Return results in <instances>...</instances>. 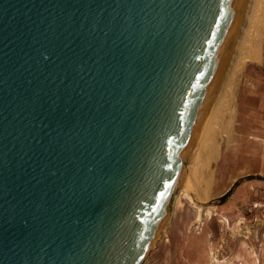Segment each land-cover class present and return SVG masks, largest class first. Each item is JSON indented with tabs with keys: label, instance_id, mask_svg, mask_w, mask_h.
<instances>
[{
	"label": "water",
	"instance_id": "water-1",
	"mask_svg": "<svg viewBox=\"0 0 264 264\" xmlns=\"http://www.w3.org/2000/svg\"><path fill=\"white\" fill-rule=\"evenodd\" d=\"M240 3L0 0V264H145Z\"/></svg>",
	"mask_w": 264,
	"mask_h": 264
},
{
	"label": "rangeland",
	"instance_id": "rangeland-1",
	"mask_svg": "<svg viewBox=\"0 0 264 264\" xmlns=\"http://www.w3.org/2000/svg\"><path fill=\"white\" fill-rule=\"evenodd\" d=\"M248 70L240 118L201 183L209 197L180 196L145 264H264V58Z\"/></svg>",
	"mask_w": 264,
	"mask_h": 264
},
{
	"label": "bare ground",
	"instance_id": "bare-ground-1",
	"mask_svg": "<svg viewBox=\"0 0 264 264\" xmlns=\"http://www.w3.org/2000/svg\"><path fill=\"white\" fill-rule=\"evenodd\" d=\"M262 58L264 0H241L221 76L195 132L193 145L186 157V170L181 185L172 200L171 212L157 233L155 245L168 225L175 206H179L183 193L196 189L200 200L205 201L209 197V183L205 188V184L201 183H205L207 176L213 178V167L217 165L220 148L222 144L229 143L232 136L234 120L239 116L240 106L244 104L243 91L245 78L248 77V64L251 61L261 63Z\"/></svg>",
	"mask_w": 264,
	"mask_h": 264
},
{
	"label": "crops",
	"instance_id": "crops-1",
	"mask_svg": "<svg viewBox=\"0 0 264 264\" xmlns=\"http://www.w3.org/2000/svg\"><path fill=\"white\" fill-rule=\"evenodd\" d=\"M244 103H245V102H244ZM240 107H241V106H240ZM239 116H240V108H239ZM239 116H238V118H240Z\"/></svg>",
	"mask_w": 264,
	"mask_h": 264
},
{
	"label": "trees",
	"instance_id": "trees-1",
	"mask_svg": "<svg viewBox=\"0 0 264 264\" xmlns=\"http://www.w3.org/2000/svg\"><path fill=\"white\" fill-rule=\"evenodd\" d=\"M228 194H229V193H228ZM228 194H226V195L224 196V198H225Z\"/></svg>",
	"mask_w": 264,
	"mask_h": 264
},
{
	"label": "built area",
	"instance_id": "built-area-1",
	"mask_svg": "<svg viewBox=\"0 0 264 264\" xmlns=\"http://www.w3.org/2000/svg\"><path fill=\"white\" fill-rule=\"evenodd\" d=\"M240 264V263H239Z\"/></svg>",
	"mask_w": 264,
	"mask_h": 264
}]
</instances>
